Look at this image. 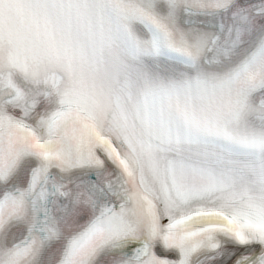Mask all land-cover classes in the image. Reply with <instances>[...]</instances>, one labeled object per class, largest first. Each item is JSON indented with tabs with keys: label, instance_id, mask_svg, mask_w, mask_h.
Returning a JSON list of instances; mask_svg holds the SVG:
<instances>
[{
	"label": "snow or ice",
	"instance_id": "snow-or-ice-1",
	"mask_svg": "<svg viewBox=\"0 0 264 264\" xmlns=\"http://www.w3.org/2000/svg\"><path fill=\"white\" fill-rule=\"evenodd\" d=\"M0 264H264V0H0Z\"/></svg>",
	"mask_w": 264,
	"mask_h": 264
}]
</instances>
